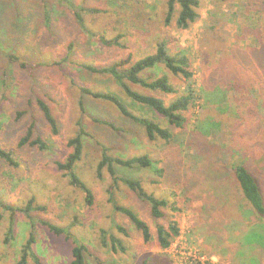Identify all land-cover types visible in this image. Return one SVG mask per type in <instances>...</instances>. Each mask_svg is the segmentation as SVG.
Listing matches in <instances>:
<instances>
[{
	"label": "rangeland",
	"instance_id": "obj_1",
	"mask_svg": "<svg viewBox=\"0 0 264 264\" xmlns=\"http://www.w3.org/2000/svg\"><path fill=\"white\" fill-rule=\"evenodd\" d=\"M108 1L71 0L72 8L67 0H0V144L14 149L19 163L12 168L0 161V202L24 208L33 198V206L45 207L32 210L27 218L0 206V264L16 263L19 247L30 232L36 238L32 249L43 264H67L74 240L86 247L85 264H264V250L258 245L264 241L263 230L254 232L256 222L250 224L247 218L238 222V213L228 208V204H244V208L247 204L228 169L233 160L244 161L264 196V0H199V18L186 30L178 29L174 19L164 25L166 0H119L120 11L107 8ZM44 5L51 14L49 27L44 25ZM79 8L91 34L75 22L73 12ZM91 9L100 12L88 13ZM119 34L125 49L105 46L98 38ZM160 39H168L172 52L187 56L193 73L190 81L196 100L184 114L183 129L169 127L162 116L127 98L111 76L85 68L120 63L128 55L135 61L154 52ZM162 75L177 94L127 84L168 105L185 93L187 83L162 64L141 77ZM81 86L117 95L134 115L168 128L172 139L148 141L140 126L112 104L83 95ZM38 100L49 107L57 134L51 133ZM95 120H107L118 130ZM31 122L34 136L49 146L46 151L16 147ZM78 122L88 136L75 172L95 197L91 207L54 165L70 153L67 142L75 135ZM101 146L111 156L148 155L160 162V179L147 169H118V173L139 180L147 193L181 208L176 215L180 234L168 249H158L154 236L144 243L129 220L112 210L107 201L110 177L106 170L101 180L95 175ZM153 179L157 183H151ZM113 196L117 204L129 207L145 221L152 233L157 223L165 224L163 219L152 220L146 203L123 184L113 189ZM10 219L14 239L5 243ZM231 219L236 222L228 228ZM40 221L64 229L69 239L53 234ZM116 224L123 225L129 235L118 233ZM101 229L107 242L110 235L120 239L124 251L102 245Z\"/></svg>",
	"mask_w": 264,
	"mask_h": 264
},
{
	"label": "trees",
	"instance_id": "obj_2",
	"mask_svg": "<svg viewBox=\"0 0 264 264\" xmlns=\"http://www.w3.org/2000/svg\"><path fill=\"white\" fill-rule=\"evenodd\" d=\"M69 5L73 7L71 0H67ZM225 1V0H223ZM119 0H109L107 8L112 10L120 11L122 6L118 4ZM199 0H166L165 6V16H164V25L169 26L174 19L175 26L178 29L186 30L194 24L198 18V8ZM80 8L75 9L73 12L74 19L79 28L86 34H91L87 30L84 24V18L81 15ZM88 13H99V10L91 9L87 10ZM43 20L44 25L49 27L51 14L47 5L43 6ZM49 25V26H48ZM122 35H117L112 39H106L103 36H98L101 44L108 47H117L119 49H125L124 45L120 42ZM264 41V37H263ZM168 39H160L155 44L154 52L145 54L142 57H139L135 61H131L130 55L127 56L125 60L120 61V63H115L106 67H94L87 65L85 66L92 73L105 74L112 77L113 80L118 84L121 91L124 95L130 100L147 106L155 113L162 116L169 127L173 129H183L187 119L185 113L188 111L189 107L195 102L196 96L195 91L191 86V81L193 73L190 69V63L187 56L179 51L172 52L169 48ZM12 60L16 61L17 58L10 57ZM127 64L128 66L123 65ZM164 65V67L173 75L184 78L186 81V90L185 93L179 95L175 100L166 105L161 99L154 97L152 95L141 94L129 87L127 83L138 85L143 89L151 90L152 92H160L163 94L173 95L177 94V89L168 81L167 76L162 75L159 77H152L149 79H143L141 74L148 69L154 68L156 65ZM80 91L83 95H87L95 100L105 101L112 104L118 112L124 117L131 120L133 123L137 124L143 129L144 135L148 141H154L155 139H161L165 142H169L172 139V134L168 128L162 127L157 122L150 120L148 118H143L134 115L130 112L127 107L121 102L117 95H114L109 92H99L92 91L86 87L81 86ZM38 106L43 113V118L50 128L52 134H57V123L49 107L41 101H37ZM80 111L84 112V107L82 102H79ZM21 113L17 114L19 117ZM104 125L109 126L113 130H118L113 123L107 120H95ZM77 130L75 135L70 138L67 142V146L71 149L68 156L63 162H56L57 169L62 171L65 176L68 178L69 184L77 189H79L84 194V201L88 207L94 205L95 197L92 191L86 186V184L80 179V177L75 172V163L80 161L83 153L84 147V137H87V132L80 122L76 124ZM36 148L39 151H46L48 149L47 143L40 137L34 136V122H31L24 131V134L17 140L16 147L18 149L24 147ZM101 155L100 159L96 163L95 175L96 178L101 180L103 178V170H106L108 173L111 184L107 191V201L110 203L111 208L114 212L124 215L129 222L132 224L134 229L139 233L141 240L144 243H149L152 241L154 236L155 245L160 250L168 249L172 242L179 236L180 229L176 219V215L181 212L178 204H169L166 199L157 198L153 194L147 193L139 180L122 176L118 173V169H147L150 170L157 179L162 178L163 169L158 167L160 164L159 161L149 158L148 155L134 156L131 158H123L111 156L106 147L101 146ZM0 161L6 163L12 168H17L19 163L14 155V149H5L0 144ZM228 169L231 170L235 184L241 193L243 200L247 203L238 207H235L232 204H228L229 210L237 214L238 222L245 221V218L248 219V222L251 224L256 222L253 227L254 232H257L259 228L264 232V196L262 194L259 183L252 173L246 169L243 160H233L231 165L228 166ZM151 183H157L156 179H153ZM118 184H123L130 192L135 194L136 198L141 202L146 203L148 207L149 217L158 222L159 220H164L165 224L157 223L155 226V231L152 233L149 225L139 218V216L129 207L117 204L113 196V189H116ZM0 206L11 212L23 213L27 218L32 210L43 211L45 207L33 206V198H31L24 208L12 207L8 204L0 202ZM165 210H168L170 214H166ZM253 220V221H252ZM31 222V221H30ZM235 223L233 219L228 221V228L230 223ZM40 224L50 232L55 235H66V238L69 239V234L65 232L64 229L59 228L47 221H40ZM235 226V224H234ZM115 230L124 235H129L127 229L121 225L116 224L114 226ZM102 245H109L112 251L123 252L125 247L122 245L120 239L116 238L113 235L108 237L104 230H100ZM154 234V235H153ZM255 238V237H254ZM14 239V222L10 219L7 231L5 233L4 242L8 243ZM247 241V243H249ZM252 242V241H251ZM36 243V238L32 232L29 233L25 242L19 247V257L15 264H28L29 261H32L34 264H43L39 256L36 255V252L32 249ZM72 247L70 248V261L67 264H85L84 252L85 245L80 243L78 240L72 242ZM237 244L240 245L241 242L237 241ZM259 247L264 250V241L260 242ZM262 262L264 261V253L262 254ZM260 261V260H259ZM190 264H209L207 262H192Z\"/></svg>",
	"mask_w": 264,
	"mask_h": 264
}]
</instances>
